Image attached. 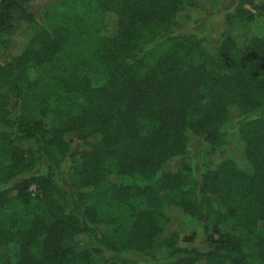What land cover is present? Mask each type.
I'll use <instances>...</instances> for the list:
<instances>
[{"label":"trees","instance_id":"trees-1","mask_svg":"<svg viewBox=\"0 0 264 264\" xmlns=\"http://www.w3.org/2000/svg\"><path fill=\"white\" fill-rule=\"evenodd\" d=\"M232 1L0 0V264H264V2Z\"/></svg>","mask_w":264,"mask_h":264},{"label":"rangeland","instance_id":"rangeland-1","mask_svg":"<svg viewBox=\"0 0 264 264\" xmlns=\"http://www.w3.org/2000/svg\"><path fill=\"white\" fill-rule=\"evenodd\" d=\"M66 1V3H72L71 1L74 0H63ZM203 1V0H202ZM204 1H209L211 2L212 6H215V4L217 5V3H222L224 0H204ZM238 0L236 1H232L231 4L236 3ZM254 3L256 5H262L264 0H253ZM204 6H206L207 8L210 6V4H203ZM228 3L222 8V10H217L211 17L210 22H214L215 24L218 25V23H222V14L227 11L229 8V6H227ZM35 13L37 15V17L40 19L41 15H42V7L38 4L35 3ZM202 26H200L199 28L197 26H191L189 31H197V32H201L204 31L206 29V24L207 21L206 20H202L201 22ZM21 33H19L18 36V41L21 38ZM78 43L81 45L82 50L88 49V46H86V44L83 42H81L80 40L78 41ZM18 109L13 110L11 112V117H14L17 114ZM30 145V143L28 142H22V146L28 147ZM234 148V145H221V146H215L213 149L211 148L210 151V168L211 169H215L216 166L223 161L226 156L228 155V152ZM179 162V161H178ZM178 162H173L171 163L169 166L171 168H177V164ZM255 232L257 234H262L264 232V227L262 225H258L255 228ZM191 233V229L189 228V226L187 224L184 223V221H182V219H179L177 217H171L168 221V223L165 225L162 233H161V237L163 239L169 238L172 234H178L180 236V238H184L186 236H189Z\"/></svg>","mask_w":264,"mask_h":264}]
</instances>
